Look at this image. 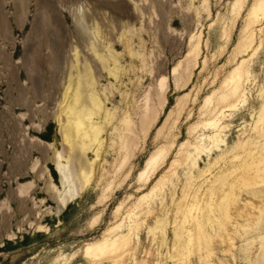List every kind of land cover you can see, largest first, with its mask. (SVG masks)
I'll return each mask as SVG.
<instances>
[{"label": "rangeland", "instance_id": "rangeland-1", "mask_svg": "<svg viewBox=\"0 0 264 264\" xmlns=\"http://www.w3.org/2000/svg\"><path fill=\"white\" fill-rule=\"evenodd\" d=\"M253 2L246 0L238 12L234 0H0V264H60L65 259L67 264H112L85 258V243L126 216L171 161L181 157V143L190 141L193 152L195 137L204 134L200 144L211 145L206 136L212 129L201 123L212 116L217 100L214 95L204 105V98L221 91L224 78L243 58L250 59L251 73L246 101L225 111V142L201 152L190 169L178 165L142 202L136 210L137 236L132 235L129 253L119 264H264V170L250 177L251 187L234 189L238 200L230 206L231 221L242 227L232 244L217 235L219 222L207 225V257L189 239L201 213L194 212L189 221L184 214L197 203L204 207L208 181L220 169L229 174L249 150L264 155V134L254 130L264 126V116L258 121L264 108V16L249 26L253 50L241 51L240 44ZM179 62L181 77L175 84L172 69ZM161 71L168 75L167 103L146 134L137 131L138 143L122 171L113 172L120 159L110 146V125L101 135L105 145L97 151H83L79 144L68 151L59 133V110L73 84L94 78L96 93L114 112L134 100L141 106ZM153 98L157 103L155 92ZM93 122L104 124V115L94 116ZM160 146L168 148L167 158L148 182L139 180L146 159ZM54 150L71 153L77 186L84 188L60 214H55L57 200L48 190L50 180L61 185ZM129 222L126 217L125 230Z\"/></svg>", "mask_w": 264, "mask_h": 264}, {"label": "bare ground", "instance_id": "bare-ground-1", "mask_svg": "<svg viewBox=\"0 0 264 264\" xmlns=\"http://www.w3.org/2000/svg\"><path fill=\"white\" fill-rule=\"evenodd\" d=\"M245 2L246 0H234L233 4H234V7H236L238 12L241 11L240 9L243 7ZM246 16H247V20H246L247 24L243 30V32L245 33V38L242 40V42L240 41L241 42L240 44L242 46L241 51H244V52H246L248 49L253 48L252 44L254 43L253 42L254 33L252 32L253 30L251 31L249 29V26L250 25L252 26V24L254 26V23L259 22V20H261V18L264 16V0H254L252 6L250 7L248 11V15ZM194 50H198L197 45H195ZM249 61L250 59H246V58L241 59L240 62L237 63L235 67L229 72V74L224 78L222 85H221V91L218 90L219 92L218 91L213 92L204 98V105L211 104L210 102L214 95H216L214 97H216L215 100H217L216 106H214V108L211 109L212 111L210 110L212 112V116L201 123L202 126L212 129V132H210V134L206 136L209 142L211 143V145L206 146V145L200 144V142H202V140L204 139L203 138L204 134H201L202 138H199L198 136L195 137L196 143L193 145V148H194L193 152H191L192 148L190 149L191 151L189 150V147L192 146V144H190L191 143L190 141L181 143L180 147L178 148V153H177V155H180L181 157L179 158L178 156V158H174L169 164L168 169L151 186L149 192L144 193L142 196H140V198H138V200H136L137 201L136 203L134 201V204L131 206V208H129L128 210L126 209L127 210L126 216H124L123 218L120 217L121 218L120 221H116L114 224L109 226L104 231V233H102L100 238H97L93 241H89L85 243V247L83 249L85 258L89 259V261L90 260L91 261L111 260L112 264H119L123 260V258L126 257V255L129 253L130 247L132 246L131 245L132 235L137 236V230L140 226V222L138 221V217H136V210L138 207H142V202L145 199H147L149 196H151L153 193H155L165 181L170 179L172 172L175 171V168L178 165L183 164V165H186L190 169L196 166L197 157L201 152H203L206 149L210 150L213 147H218L221 143L225 142L224 132H225V129L227 128V125H223L222 120L226 119L225 117L228 116L225 114V111L233 110L239 107L240 104H244L246 101L245 83L249 80L250 75H251L250 68H249ZM181 64L182 63L179 62L178 65L174 66L172 69V76H173L175 84L179 82L180 77H181V74L179 72ZM83 71L85 72V70ZM161 72L162 73L159 72L160 73L159 75L157 74L158 78H156L157 85H156L155 90L151 88L150 86H148L146 93L144 95V101L141 106H139V103H137L134 100V103L129 102L128 106L126 105L123 109L118 108L119 110L116 109V111L114 112H110L109 109L105 107V102L99 97L100 95H98L99 92L98 94L96 93L94 89V85H93L95 82H91L93 81L92 79H94V78L91 79V76L93 75L90 76L91 81L89 83H86V81L82 80V82L84 81L86 83L85 85L84 83L80 82L81 80L77 81V85L74 82L75 84H73V86H76V87H74V89L71 91L72 93L69 92V94L66 96L67 98L65 102L66 104H64V106L61 105V108L59 110V112H61L59 114L61 116V121H62L59 133H61L62 140L63 142L66 143L68 151L73 150L75 144H79L81 150L83 151L92 149V147L97 148L96 149L97 151L99 147L101 148L102 146L105 145V144L103 145V138L101 137V135L104 131H106L107 126L110 125V129H111V133L109 134V139L111 140L110 146L113 147V150L117 155V158L120 159L119 161L117 160L118 162L117 161L114 162L112 167L115 170L113 172L115 173V171H117L118 173V171H120L122 166L124 168L125 161L127 160V158L129 159V156H131V154L133 153V150L135 149L136 144L138 143L137 142V139H138L137 131L140 130L139 132L142 131L144 134H146L150 130L152 124L157 120V118L160 115V112L163 110V108L165 107L167 103L166 91L168 88V75L164 71H161ZM79 82L83 84V87L86 88L87 90L86 95H83L82 91L79 89L81 88V86L79 87V84H80ZM153 92H155L158 98L157 103L159 105H157L156 101L153 98ZM103 97H105V101L108 98V97L106 98V96H103ZM69 98L71 99V101L69 100ZM68 100L70 101L69 103H68ZM176 105H177L176 107H178V103ZM176 110L178 109L176 108ZM172 112L173 111L170 110L167 118ZM102 115H104V124H98L96 122H93L94 116H97V118H99V117H102ZM263 116H264V108H262V110L258 114V117H259L258 121ZM167 118L164 121L163 125L158 129V132L159 131L161 132V129L164 127V124L167 121ZM198 126L199 125L193 126L191 128V131H195ZM254 130L259 134H264V126L261 128H258V125H255ZM61 151H55L54 152L55 157L53 155V158H54L53 162L55 163V168H56L55 170L59 174L61 185L60 187H57L50 180L49 185H48L49 189L47 188L50 191L49 193H51L50 194L51 197L57 200V209L55 211V214H60L61 211L67 205V203L70 202L72 199L80 196L79 195L80 191L84 189V188L82 189V187L77 186V175L75 173V170L73 169V165L71 161V153L69 152L67 156H64L66 153H64L63 155V151L62 152ZM167 151H168V148H166L165 146H160L157 149H155L150 154V156L146 159L144 168L140 171L138 179L148 182L153 176V174L156 173L157 169H159L158 166L164 161L165 157L167 158L168 156ZM231 168H233V170H231L229 174L225 173L227 171V168L220 169L218 173L214 174L210 178V180L208 181V186L206 187L204 191L205 196L209 195L205 199L206 201L204 202V207H202L201 205L197 203L193 207L188 208L186 213L184 212L188 221L190 219H194V216H193L194 212L198 214L201 213V215L198 218L196 217V219L193 220L194 229H196V232L194 234V237L191 236V238L189 239L190 241H193V244L196 245V248L199 251L203 250L206 253L207 257L211 254V251H210L211 237H209V234L206 230L207 225L212 224L215 221L219 222L217 235L219 236L221 241L224 243L226 242V243L232 244L234 240V235L239 233V228H241L242 226L238 225V223L236 225L232 224V221H231L232 215L230 213V206L235 204L238 200V197L235 194L236 191H234V189L238 187L239 184L246 185L245 188L251 187L250 186L251 184H249L252 182L250 180V177L257 174L259 171L264 170V155L259 151L255 152L253 150H249L247 151L245 155L242 156L239 162L237 164H233ZM110 171L112 170L110 169ZM107 173H109L108 170L105 171V174L109 176V174ZM80 174L82 175V177H84V179L88 180L87 174L84 171H81ZM105 174H104V177H106ZM247 184H248V187H247ZM242 187L244 188V186ZM109 189H110V186L108 185L105 187L104 191H107ZM239 190L238 192H240ZM255 200H256V197H255ZM122 203L123 202L121 201L120 204L116 205L117 207L114 210V212L116 213V216H118L117 214H119L123 206ZM40 212H43V211H39V214ZM47 213L49 214V212ZM251 216L253 217L254 215H251ZM126 217L129 219L130 222L126 226V230H125L124 223H125ZM133 217H135L136 219H133ZM252 217L249 216V218H252ZM117 219L119 220V218ZM253 220H255V218ZM252 222L254 221H251V225L253 224ZM249 224H250V221H249ZM229 226L233 227V229L230 230ZM246 228H248V226ZM224 251H227V249ZM130 254H133V251ZM73 257H75V253L71 255L70 258H73ZM60 264H67V259H65V261H61Z\"/></svg>", "mask_w": 264, "mask_h": 264}]
</instances>
